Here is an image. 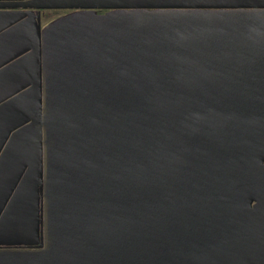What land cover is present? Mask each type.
I'll return each instance as SVG.
<instances>
[{
	"label": "water",
	"instance_id": "water-1",
	"mask_svg": "<svg viewBox=\"0 0 264 264\" xmlns=\"http://www.w3.org/2000/svg\"><path fill=\"white\" fill-rule=\"evenodd\" d=\"M0 264H264V0H0Z\"/></svg>",
	"mask_w": 264,
	"mask_h": 264
},
{
	"label": "rangeland",
	"instance_id": "rangeland-1",
	"mask_svg": "<svg viewBox=\"0 0 264 264\" xmlns=\"http://www.w3.org/2000/svg\"><path fill=\"white\" fill-rule=\"evenodd\" d=\"M60 15H61V12H58V11H51L49 13H46L44 19L42 20V25L47 24L48 22L56 19Z\"/></svg>",
	"mask_w": 264,
	"mask_h": 264
},
{
	"label": "flooded vegetation",
	"instance_id": "flooded-vegetation-1",
	"mask_svg": "<svg viewBox=\"0 0 264 264\" xmlns=\"http://www.w3.org/2000/svg\"><path fill=\"white\" fill-rule=\"evenodd\" d=\"M51 11H58V12H61V15H60L59 17H61V16H63V15H66V14L72 12V11H68V10H46V11H42V12H41V22H42V20L44 19L45 14H46V13H49V12H51ZM105 12H106V11H97L98 14H104ZM57 18H58V17H57ZM42 26H44V25H42Z\"/></svg>",
	"mask_w": 264,
	"mask_h": 264
}]
</instances>
